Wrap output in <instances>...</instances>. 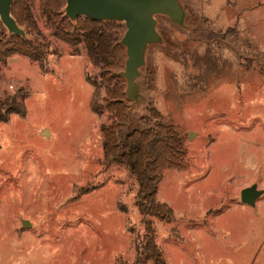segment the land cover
<instances>
[{"label": "rangeland", "instance_id": "obj_1", "mask_svg": "<svg viewBox=\"0 0 264 264\" xmlns=\"http://www.w3.org/2000/svg\"><path fill=\"white\" fill-rule=\"evenodd\" d=\"M181 2L186 26L157 16L165 39L148 47L143 100L128 99L133 121L151 105L184 137L158 185L174 218L156 222L157 243L166 264H264V194L240 197L264 189V0ZM43 30L44 66L0 61V98L26 108L0 123V264H132L145 225L135 177L103 158L102 70Z\"/></svg>", "mask_w": 264, "mask_h": 264}, {"label": "trees", "instance_id": "obj_2", "mask_svg": "<svg viewBox=\"0 0 264 264\" xmlns=\"http://www.w3.org/2000/svg\"><path fill=\"white\" fill-rule=\"evenodd\" d=\"M65 5L66 0H14L12 15L27 37L10 34L0 20V61L18 54L44 66L49 42L43 29L70 46L84 47L91 64L102 70L107 86L104 108L113 119L101 128L104 161L128 168L138 184L137 204L145 233L132 264H146L147 260L166 264L157 243L156 222H172L174 210L159 200L158 185L166 168L184 159V137L172 124L162 121V113L154 106L149 105L148 114L136 121L130 118L126 83L119 75L126 59V49L120 42L126 29L124 23L83 17L71 21L64 13ZM93 85L91 108L101 116L102 106L97 103L101 86L96 82ZM13 113L25 116V101L7 94L0 98V123L8 122Z\"/></svg>", "mask_w": 264, "mask_h": 264}, {"label": "water", "instance_id": "obj_3", "mask_svg": "<svg viewBox=\"0 0 264 264\" xmlns=\"http://www.w3.org/2000/svg\"><path fill=\"white\" fill-rule=\"evenodd\" d=\"M13 1L0 0V20L10 34L25 38V29L12 15ZM64 13L71 21L83 17L94 21L124 23L126 29L120 42L126 49V59L119 75L125 78L126 96L134 104L143 100L138 79L146 64L148 47L164 40L158 29L157 16H166L178 26H186V9L181 0H66ZM263 194L264 189L253 184L243 188L240 197L243 203L255 206ZM22 225L30 226L31 223L22 220Z\"/></svg>", "mask_w": 264, "mask_h": 264}]
</instances>
